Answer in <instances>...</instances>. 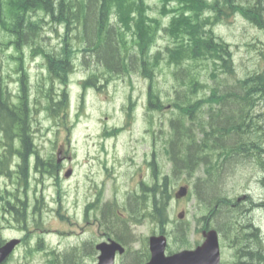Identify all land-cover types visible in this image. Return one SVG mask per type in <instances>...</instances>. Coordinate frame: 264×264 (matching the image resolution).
<instances>
[{"label":"trees","instance_id":"16d2710c","mask_svg":"<svg viewBox=\"0 0 264 264\" xmlns=\"http://www.w3.org/2000/svg\"><path fill=\"white\" fill-rule=\"evenodd\" d=\"M158 1L159 16L151 14L148 0H0V52L9 47L18 50L10 54L15 69L23 65L19 58L26 48H34L33 54H45L48 76L44 80L49 83L42 93H46L49 107L53 104L54 81L69 83L79 52L85 63L96 58L103 72L111 77L133 74L137 66L150 80L147 101L148 109L153 110L165 107L153 88L155 70L162 60L173 66L175 79L187 80L183 82L186 93L176 91L177 97L171 102L177 114L169 118L165 151L173 162V174L181 181L204 168V174L195 182L194 195L207 212L197 220L210 223L228 237L242 222V211L223 188L228 171L257 165L264 170V114L255 112L259 100L264 98V70L236 78L233 85H226L227 89L212 85L210 93L194 101L192 96L207 84L193 69L198 61L205 60L212 63L213 77L218 76L219 70L234 74L231 45L216 35L215 26L239 13L264 29V0ZM46 23L64 28L57 50H46L41 42ZM161 32L171 42L158 48ZM259 58L264 60V47L259 50ZM102 74L92 71L83 81L84 89L98 87ZM66 94L65 89L64 102L68 104ZM0 96V128L5 130L7 141L18 134L26 148L33 147L27 96L17 103L10 102L3 91ZM134 107L131 100L126 109L128 122L133 121ZM4 169L0 164V173ZM27 170L28 167L23 169L21 175L25 183ZM165 186L166 180L164 192ZM154 188L144 186L147 192ZM0 199L6 196L0 194ZM16 214L24 216L22 212ZM263 258L259 254L252 257L258 264ZM65 264L72 263L68 259Z\"/></svg>","mask_w":264,"mask_h":264},{"label":"rangeland","instance_id":"374dc122","mask_svg":"<svg viewBox=\"0 0 264 264\" xmlns=\"http://www.w3.org/2000/svg\"><path fill=\"white\" fill-rule=\"evenodd\" d=\"M148 1L152 7L150 10L151 14L159 16V1ZM215 31L217 35L232 45L236 71L234 74H225L219 70L218 76L213 77L211 75L212 63L205 60L198 61L193 72L198 73L199 79L206 83L207 87L201 88L196 96H192L194 101L210 93V86L212 85L218 84L222 89H227L226 85H233L237 77H244L245 74L264 70V60L259 58V49L264 46L263 29L257 25L255 26L241 15L236 14L226 20L225 23L217 25ZM63 34L64 28L62 25L47 23L44 25L41 42L47 50H57ZM158 37L156 45L158 48L165 47L171 42L165 32H161ZM75 41L77 42V40ZM12 51L13 48H8L5 52H0V87L7 85V90L9 91H14L15 85H17L16 82L13 83L10 79V76H16L14 73L16 63L9 56ZM23 59L24 64L28 68L30 80L33 82L31 99L33 105H35L34 99L38 96L36 85L38 81L39 83L42 82L40 80L42 73L40 69L36 68L31 56L26 54ZM74 60L75 65L70 75V82L66 87L69 94L67 96L69 105L66 107V111L62 110L59 116L52 118L47 116L46 112L35 109L31 120V126L35 133V142L43 156L46 153H51L56 143H63V146L68 150V153L66 152L64 155L70 157H65L64 162L72 165L73 176L67 178L64 174H61L63 176L61 179L63 188L67 189L66 195L73 196V202L75 201L77 190L80 195L83 193L88 195L95 194V186H93V192L89 190L94 180L98 181L99 185L97 184V186L103 191L104 186L100 185L102 181L107 177L114 179L108 173L109 170L106 165L116 167L119 173L114 180L108 182L103 196L105 199H113L114 196L121 199L123 191L129 190L132 186L139 183L141 174L146 180L145 161L154 162L156 165L161 166L163 171H167L171 166L170 158L165 151L166 141L170 135L169 118L173 114H177L176 109L171 106V102L177 97V92L183 95L186 93V85L183 82H187V80H176L173 75L175 68L167 64L165 60H162L159 67L155 70L154 81L165 107L164 109L149 111L147 109L149 78L142 75L143 73L139 71L137 66L134 68L133 74H113L111 77L106 72H103L102 66L98 64L96 58L85 63L82 61L83 54L79 52ZM92 71L103 74L98 79V87L87 89L85 98L82 99L80 96L83 91L82 81L88 78ZM1 77L3 78L2 80ZM45 86H47L46 82ZM62 89L63 85L56 81L53 91L59 93ZM131 100L135 102L132 114L133 121L128 122L127 118L126 123L125 112L127 107L130 106ZM207 108V105H205L204 109ZM255 112L264 114V98L259 100ZM150 119L153 121L152 123ZM123 125L126 127L125 131L120 132L117 136L111 134L112 128ZM2 146L0 135V156L4 159ZM129 154L133 157L134 162L131 166L128 163ZM140 166L142 167L139 168ZM263 172L259 165L245 168L237 166L228 171L223 188L226 190L227 195L239 197L240 191L244 187L254 188L256 186L254 182H250V177L263 175ZM200 173H202V170H199L196 175ZM173 180L174 187L178 188L180 180L174 177ZM176 180H178L177 183L175 182ZM0 185H8L17 194L20 207V201L25 202L28 200L32 204L35 196L40 195L41 192V185L37 182L33 183L31 189L25 191L23 178L20 175L18 178L15 172L10 176L6 172L2 173ZM194 190L195 188L193 187L192 189L191 186L189 192L192 195L189 198L186 196L180 205L187 209L186 219L189 217L188 221L196 225L198 224L197 218L205 214L207 210L200 207L194 195ZM3 191L5 192V188H3ZM13 202L17 203V198L14 197ZM72 205V203H68L67 208ZM259 215L260 213L258 214V219ZM43 218L49 228L54 229L51 226V218H48L46 213L43 214ZM63 221H67V219L61 218L60 222ZM32 223V218L19 221L14 214H6L4 211H0V226L3 225L0 228V235L4 238L17 235L16 231L23 230L25 225H31ZM75 241L76 237L68 238L66 243ZM24 251L25 249H22L20 253ZM27 261L28 264H43L38 256L33 260L28 259ZM23 262L22 259L20 261L14 259L9 264H25ZM83 264H95V262H84Z\"/></svg>","mask_w":264,"mask_h":264},{"label":"flooded vegetation","instance_id":"af4514ba","mask_svg":"<svg viewBox=\"0 0 264 264\" xmlns=\"http://www.w3.org/2000/svg\"><path fill=\"white\" fill-rule=\"evenodd\" d=\"M19 81L22 82L23 79L22 77L19 79L18 76ZM8 147L9 145L2 146L4 149ZM12 148L15 153L12 155L13 159L7 161L9 168L6 173L10 176L15 172L19 178V175L23 174L22 170L28 167L29 176L23 186L25 191L31 189L33 183L37 182L41 185V192L35 196L32 204L28 200L20 201V207L17 194L8 185H0V194L6 196V199H0V210L6 214L22 212L27 218H32L31 225H25L23 230L16 231V237L21 240L16 252L31 248L34 251L32 260L38 256L41 262H46L50 258L45 248L51 246L50 239L58 235L54 234L56 230L49 228L44 222L43 214L46 213L50 218L62 212L65 201L59 176L64 170V165L62 160L53 158L45 160L36 153L30 152L25 155L26 148L20 139ZM26 156L30 158L31 164L25 162ZM145 165L146 180L141 174L139 183L132 186V191H124L123 197L116 199L118 208L113 207V201L107 199L100 201L97 192L94 195L93 193L79 195V203L76 205L81 223L76 224L77 229L73 231H64L69 236L74 233L77 239L69 246L63 244L60 250L62 253L59 255L62 261L57 255H51L57 262L65 264L68 259L70 262H84L85 259L96 263L100 253L98 244L112 239L117 240L125 248L122 254L117 251L115 264H146L151 257L152 237L158 238L160 242L164 240L165 255L193 250L204 241L210 226L195 225L186 220L179 221L173 207L180 205L183 200L176 199L175 192L168 189L162 192L161 185L157 192L141 191L144 182L152 184L157 180L156 174H161V166L154 162L145 161ZM250 179H253L256 186L248 187L243 193L244 201L238 202V208L242 211V222L228 237L226 233H220L224 247L222 258L225 264H258L252 257L255 254L264 257V175L252 176ZM92 187L91 184L90 192H93ZM14 197L17 198V203L13 202ZM161 205L164 206L167 217L162 216ZM259 213L261 214L258 219ZM86 231L87 233L82 235ZM67 235H62L61 238L65 240ZM3 239L0 237V246L4 242ZM61 243L59 242L57 246ZM68 250L70 251L67 252ZM259 264H264V258Z\"/></svg>","mask_w":264,"mask_h":264},{"label":"water","instance_id":"95a60500","mask_svg":"<svg viewBox=\"0 0 264 264\" xmlns=\"http://www.w3.org/2000/svg\"><path fill=\"white\" fill-rule=\"evenodd\" d=\"M188 187L181 186L177 192V197H183L187 194ZM182 216V215H180ZM16 240H11L0 248V262L12 251ZM102 253L99 257V264H113L115 252L117 249L123 252V249L117 245H101ZM152 259L147 264H220V244L218 233L215 229L209 230L206 240L193 251H182L172 256L164 255V240L151 239Z\"/></svg>","mask_w":264,"mask_h":264},{"label":"bare ground","instance_id":"6f19581e","mask_svg":"<svg viewBox=\"0 0 264 264\" xmlns=\"http://www.w3.org/2000/svg\"><path fill=\"white\" fill-rule=\"evenodd\" d=\"M261 75V74H260ZM262 82V81H261Z\"/></svg>","mask_w":264,"mask_h":264}]
</instances>
